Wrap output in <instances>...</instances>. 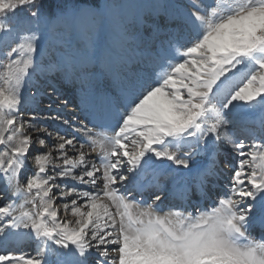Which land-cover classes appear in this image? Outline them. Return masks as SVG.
Masks as SVG:
<instances>
[{"label": "snow or ice", "instance_id": "obj_1", "mask_svg": "<svg viewBox=\"0 0 264 264\" xmlns=\"http://www.w3.org/2000/svg\"><path fill=\"white\" fill-rule=\"evenodd\" d=\"M24 7L31 9L29 15L38 26L43 17L36 0H0V14L5 18ZM128 7L106 4L105 10L75 18L61 31L46 37L33 35L28 43L13 47L2 65L0 180L6 179L12 187L14 200L0 206V242L20 235L23 229L32 239L56 247L38 246L35 255L3 251L0 264H49L50 252L66 257L63 264H88L93 249L100 257L96 264H264V242L248 236L252 224H264V143L254 141L249 147L243 139L231 141L241 159L230 189L210 211L193 214L181 204L161 215L164 186L155 184L156 192L146 204L134 201L128 190L129 185L145 188L141 181L148 171L154 180L167 178L175 165L197 181L185 188L183 199L206 194V186L217 174L216 154L209 152V146H217L227 135L223 116L240 106L264 110V0H231L203 10L194 5L183 13L172 4L146 6L172 9L169 19L177 30L195 31L186 45L170 37L164 53L149 51L135 27L139 19L120 12ZM11 30L0 22V32ZM42 39L47 40L57 69L71 65L81 78L96 85L110 80L119 96L104 93L103 115L93 112L90 120L84 117L76 126L64 119L73 134H58L57 157L51 150L35 154L38 171L29 176L28 155L37 142L44 146L45 137L51 135L46 126L34 123L39 118L35 113L25 119L24 112L28 100L35 101L39 95L30 92L25 97L26 81L46 70L32 56L38 49L44 54ZM12 53L25 58L13 59ZM84 120L113 133L99 166L89 161L84 145L95 151L104 144L91 139L93 128ZM32 131L38 135H30ZM80 133L91 142L85 140L77 147ZM183 147L188 150L181 152ZM66 149L77 157L69 156ZM201 155L207 161L196 164L195 158ZM49 164L53 165L51 175L46 172ZM76 169H80L78 175ZM57 178L93 187L101 181L105 199L93 191L61 190V200L85 199L80 204L77 199L63 203L64 212L70 208L77 218L60 221L53 205V189L61 187L55 183ZM21 200L19 208L14 207Z\"/></svg>", "mask_w": 264, "mask_h": 264}, {"label": "rangeland", "instance_id": "obj_2", "mask_svg": "<svg viewBox=\"0 0 264 264\" xmlns=\"http://www.w3.org/2000/svg\"><path fill=\"white\" fill-rule=\"evenodd\" d=\"M111 3L130 5V7L128 8H121L120 12L121 14L129 13L130 17L138 18L139 20L143 18L142 20L146 22V25H149V27L145 30V32H143L141 27H138L137 25L135 26L136 30L140 31L142 34L143 33L151 34L152 31L155 29V27H158V29L161 31L159 32L161 36L159 41L156 40V42H154V45L156 46H152V50L158 52V47L160 45H163L162 42L165 41L168 42L170 37L173 36L176 37V40H178L180 44H185V45L188 44L195 37V31L189 28L183 29V31H185V34L188 35L187 36L188 39L180 40L182 33L184 32H181L182 30H177L173 24L166 23L165 20L161 21V17H159L160 16L159 13H162L164 16L169 17L168 13H170L173 10L172 9L165 10L164 8L146 7V6L172 4L176 6V11L183 13L188 9H191L194 5L200 7L203 10L206 6L209 5L211 6L221 5V4L226 5L228 3H231V0H102L101 5L98 9L93 7L68 5L66 6L65 10L62 11V14L58 13L59 15L55 18H47L43 13H41L43 19L40 21L38 26L32 21V18L29 15L31 9L28 7L18 9L14 15L10 14L6 18L3 17L2 14H0V22L5 23L6 27H10L12 29L10 32H0V75H2L3 73L2 65L7 63L9 59L8 53L11 52V49L13 47H17L19 44L22 43H28L33 35L36 36L43 35L46 37L50 33L61 31L63 30L64 26L70 23L73 19L86 16L87 14L93 12L105 10V5ZM207 11L210 14L211 7H208ZM188 30H190V32H186ZM40 45L43 49H45L46 47L48 48L47 40L42 39L40 41ZM176 47H178V45L174 40L173 49H175ZM167 50L168 49H166V51ZM40 55L41 54L39 49L37 53L32 54L34 61H39L46 68V70L43 73H40V75L42 74L46 76V78L48 80H51L53 83L52 85L45 86L44 88L42 85H44L43 78L45 77L40 76L39 73H35L32 77V80L35 82V85L37 86V89L40 91V94L41 95L46 94V97L50 98V102L49 103L41 102L42 104H39L38 99H36L35 105L37 107L34 106L33 108L31 105H26L24 112H25V119H28V113H35V115L39 118L35 120L34 123L37 125V127L46 126L48 132L51 133V135L45 137L46 143L44 146H40L39 143L37 142L33 147L32 153L28 155V158L25 162V168H26V174L29 176L34 174L35 171H38V169H36L38 165L36 164L34 158L35 154H47L48 150H51L53 153L59 155L55 147L60 142L58 134L59 135H64L65 133H67L68 135L73 134L72 128H70L68 125L62 122L64 119L69 120V122L73 124V126H76L77 121L83 120L84 117H89V120L91 119V113H93L92 112L93 107L99 106L100 110L102 111L106 109L107 104L103 93H107L114 98L119 96V92L116 89V87L111 88L109 86L106 88V90L101 92V86L94 84L92 81H90L92 82L91 84L85 81L84 87L77 86L78 87L77 91L75 90L71 91V89L68 88L67 86V81L64 82V84L61 81L59 87L62 88V91L64 90V92L63 94H57L56 83L59 82H57L58 80L56 79V77H53L51 75L50 73L51 71L56 73L51 69H55L56 71L59 70L60 72L65 71L68 77H72V78L76 77L77 83H81L82 78L71 65L68 66L70 67V69L74 70L73 73L75 76H73V74H70V72H68L67 66L57 69L54 63L52 62V56L48 51L46 52V54L44 53L47 59L39 60L38 57H40ZM11 58L23 59L25 57L24 54L22 53H12ZM60 72H58L59 73L57 74L58 76H61L63 74ZM2 84H3V80L0 79V85ZM26 84L23 87V92H26L28 95L30 92L35 93L34 89L28 88L29 86H27ZM65 93L68 95L66 96ZM39 105L42 106L38 108ZM260 111L262 110L258 107L254 109H246L245 107L240 106L223 116V119L227 121V123L225 124L227 135H225L226 140H224L225 137L222 136L224 139L221 137L219 144L217 146H214L219 150L220 156L219 158H217V167L215 169L217 174L214 176L215 178L213 177L211 179L210 182L212 185L215 182L216 184L218 183V187L220 188V191L216 193L218 197L230 189L234 171L238 167L239 159H241V157L238 156L237 152L233 149V147L230 146L231 141L243 139L245 144L248 145L249 147L254 141L256 143H264V114H260ZM97 115H101V113L100 114L97 113ZM52 117H59V118L53 119ZM212 117L214 119L215 117L214 113H212ZM252 118H254V123L250 127L254 133L249 135V133H247L249 131H246V121L251 120ZM89 120H84V122L88 123V126L90 128H93V124L90 123ZM209 122L212 121L210 120ZM96 129L97 127L93 128V133L97 132ZM98 132L105 134L100 131ZM29 134L32 136L38 135L34 131L30 132ZM85 140H88L89 143L91 142V140L87 136H85L83 133H80L79 136H77V141H76L77 147H79L80 143ZM212 147L213 146L211 145L209 146V152H211ZM84 150L88 153L89 161L96 162L97 165L99 166V159L105 154L102 151L101 147L97 145L96 150L92 151V149L89 148L88 143H85ZM247 150L248 149L246 148L245 151ZM66 151L68 155L73 158H76L78 155L77 153L73 152L71 149H66ZM184 151H182L181 148V152ZM222 155H224V157ZM202 157L204 158V160L206 159L204 161L205 163L208 157L201 155L200 158ZM199 162L202 164V161ZM57 163L62 164V161L58 160ZM52 166L53 165L49 164L46 167V172H48V174L50 175L53 174ZM56 171H59V169H56ZM79 172L80 169L75 170V173L77 175L79 174ZM21 179H23V177H21ZM73 181L74 180H72L71 178L70 179L57 178L55 181L56 185L61 186L60 188L53 189V192L56 196V199L53 201V203L58 207V212H59L58 220L60 221H64V220L73 221L72 218H70L69 213L67 214L63 210V206H62L63 201L61 200L60 197L61 190L67 191L68 188H77L80 190L93 191L100 193L102 200L105 199L103 197V184L101 183V181H97V185L95 187H93L91 184H88V187L90 188L86 186L79 187ZM65 185L67 187H63ZM7 195L8 193L4 191V185L0 184V206H7V204L13 203L14 198L6 199ZM67 198L68 200L65 201L66 203H70L71 199H77L78 204H80L82 200L85 199L82 197L77 198L76 196H70ZM14 207H16V204H14ZM32 244L33 243H29V241L27 240L22 243L20 242L16 243V240L13 239L11 240L10 247H12L13 249L16 248L17 249L16 251H20L21 248L23 247L22 252H24V254L31 255L33 251L31 250ZM62 259L64 260L67 258L62 256ZM98 259H100V257L98 253L95 251V249H93L88 258V264H96V261Z\"/></svg>", "mask_w": 264, "mask_h": 264}, {"label": "bare ground", "instance_id": "obj_3", "mask_svg": "<svg viewBox=\"0 0 264 264\" xmlns=\"http://www.w3.org/2000/svg\"><path fill=\"white\" fill-rule=\"evenodd\" d=\"M179 6H181V5H179ZM168 13V12H167ZM168 14H170V13H168ZM125 15H128L129 16V13H126ZM159 17H161V21L163 20H165V22L166 23H171L170 22V19H169V17H166V16H164L162 13H159ZM143 18H141V20H139V22L137 23V26L138 27H141L142 28V30H143V32H145V30L149 27V25H146V22H144L143 20H142ZM172 24V23H171ZM154 32H160L157 28H155V31ZM184 32V31H183ZM187 32H190V30H188ZM155 33H151V34H146V33H143V36L145 37V43H146V46H147V48H150V45H152V43H153V38H154V35ZM182 35H183V33H182ZM186 38V37H185ZM149 51H151V53H155V52H153V50H150L149 49ZM46 52H47V47L44 49V53L46 54ZM38 59L39 60H44V59H47V57H46V55H40V57H38ZM182 62V61H181ZM70 68V67H69ZM51 70H53V71H55L56 73H54V72H50L51 73V75L54 77V76H56L57 78V82H61V81H66L67 80V78H66V76L65 75H63V77H58V75L57 74H59L58 72H60L59 70H55V69H51ZM37 73H39V75H40V73L41 72H37ZM60 73H62V72H60ZM49 75V74H48ZM40 76H42V77H45V78H43L44 79V81H43V83H44V85H42L44 88H45V86H48V85H51L53 82L51 81V80H48L47 78H46V76H44V75H40ZM84 80V79H83ZM27 82V86H29L28 88H33L34 89V91H35V93H38L39 95L37 96V99H38V102H39V104H42L41 102H45V103H49L50 102V98H48V97H46V94L44 95H41L40 94V91L37 89V86L35 85V82L33 81V80H31V82H28V81H26ZM59 83H56V88H57V94H62L63 92H62V88H60L59 87ZM58 84V85H57ZM100 84L101 85H103V88H105L106 86H112L111 85V83L109 82V80H105V81H101L100 82ZM69 85V87L71 88V89H73V90H76V85L75 84H68ZM26 86V87H27ZM113 86H115V85H113ZM24 93V95H25V97H28V94L26 93V92H23ZM65 95L67 96V94L65 93ZM69 99H70V96H69ZM54 101V100H53ZM35 102L36 101H32L31 99H29L28 100V103H27V105H31L33 108H34V106H36L35 105ZM42 105H39L38 106V108L39 107H41ZM37 107V106H36ZM44 108V107H43ZM95 110L96 109H98V106L97 107H95L94 108ZM260 114H264V110H262V111H260ZM115 122V120H113V123ZM253 122H254V118H252L251 120H247L246 121V126H250L251 124H253ZM100 130H102L103 132H105L107 135L106 136H104V135H102V134H96V135H93V137L92 138H94L95 140H97V141H100L101 143H103L104 144V147L102 148V150H103V152L105 153V151H106V149H108L109 147H110V143L108 142V140H109V138L113 135V133H112V131L111 130H109V129H103V128H100ZM253 132V131H252ZM225 137V136H224ZM223 138V137H222ZM224 139V138H223ZM221 140V139H220ZM224 140H226V137H225V139ZM220 142V141H219ZM0 147H3V146H0ZM187 149V147H185V150ZM182 150H184V149H182ZM48 151H50V150H48ZM47 152V151H46ZM210 153H215L216 154V159L217 158H219V150L216 148V147H212L211 148V152ZM52 155H53V157L55 158V157H57L58 156V154H56V153H53L52 152ZM223 157H224V155H222ZM197 160H202L203 162L205 161L204 159H200V158H198ZM58 162V160H56V163ZM169 165H171V162L169 161V162H167ZM197 163V162H196ZM57 164H59V163H57ZM191 166V165H190ZM53 167V166H52ZM171 167L173 168V169H175V174L174 175H172L171 176V178H170V182L169 183H171V184H169V185H167V186H164L165 187V189H166V191H165V194H164V196L162 197V201L163 202H175L177 199L175 198V193L176 192H174L173 190H172V186H177V188H178V185H181V187H184V188H186V187H192V183L194 184L195 182H197L196 181V177L194 176V175H190V174H188V170H186V169H183L182 167H178V166H175V165H171ZM36 169H38V166H37V168ZM35 172H37V171H35ZM34 172V173H35ZM146 179L149 177V178H151L152 180H154V177H153V173L150 171V174L147 176V175H145L144 176ZM143 177V178H144ZM70 179V178H69ZM181 180H184L183 182L181 181ZM154 181H156V180H154ZM195 181V182H194ZM75 184H77V186H79V187H82V186H86V187H88V184H81V183H79V182H77V181H73ZM144 185L145 184H147V183H145V181L142 179V181H141ZM0 184L1 185H4V191H6V193H8V195H7V197H6V199H9V198H14L13 197V195H12V192H13V189H12V187L7 183V181H6V179L5 180H0ZM154 185L155 184H151V186H149L150 187V189L151 190H153V191H156V188L154 187ZM88 188H90V187H88ZM121 191H123V189H121ZM205 191L207 192V194H200V195H202L201 196V198H203L206 202L207 201H210V199L212 200V198L210 197L211 195L208 193L209 192V190H208V188L206 187V189H205ZM131 192V194H132V197L134 198L136 195H138L139 197L138 198H140V200H141V202H145V203H150L151 201H149V200H152V196H150V194H146V195H144V196H142V195H140V192L138 193V191L136 192V191H134L135 192V194H133V192H132V190L130 191ZM212 192V191H211ZM68 200V198H65V199H63L62 201H63V203L65 202V201H67ZM163 202H162V204H163ZM21 203H23V201L21 200V201H18V202H16V207L17 208H19V204H21ZM66 203V202H65ZM53 205H54V203H53ZM62 205V204H61ZM63 206V205H62ZM54 207H57V205H54ZM57 209H58V207H57ZM138 211L139 210H142V209H137ZM114 211V210H113ZM69 213V216H70V218H72V220L74 221L77 217H73L72 216V214H71V210H69L68 212H67V214ZM16 214H19V212L17 211V213ZM58 216H59V212H58ZM260 222H256V223H254L253 225H256L257 226V224H259ZM20 232H21V234L20 235H15V234H13V235H10L9 236V238H8V240L6 241V242H0V246L2 245V247H0V252H3V251H7V252H10V253H20V252H22V250H20V251H14L15 249H10V250H8L7 249V246L6 245H8V244H10V241L11 240H16L17 239V242H24V241H29V243H33V246H32V249L31 250H33V251H35V252H33L32 251V253H31V255H34L35 253H36V248L39 246V247H51V248H55L56 246H54V245H51L50 244V242H38V241H36V240H34V239H32V237H31V235L30 234H28L27 232H26V230H23V229H21L20 230ZM60 251V250H59ZM24 253V252H23ZM34 253V254H33ZM48 259H49V264H63V262L66 260V259H62V256H60V255H58V254H53V253H49V255H48Z\"/></svg>", "mask_w": 264, "mask_h": 264}, {"label": "trees", "instance_id": "obj_4", "mask_svg": "<svg viewBox=\"0 0 264 264\" xmlns=\"http://www.w3.org/2000/svg\"><path fill=\"white\" fill-rule=\"evenodd\" d=\"M69 1L80 5H88L90 3L99 5L100 3V0H36L40 9L49 16H54L56 11L65 8V3Z\"/></svg>", "mask_w": 264, "mask_h": 264}]
</instances>
